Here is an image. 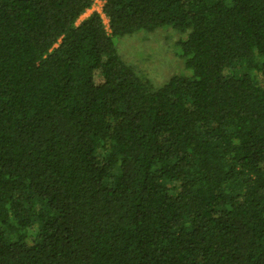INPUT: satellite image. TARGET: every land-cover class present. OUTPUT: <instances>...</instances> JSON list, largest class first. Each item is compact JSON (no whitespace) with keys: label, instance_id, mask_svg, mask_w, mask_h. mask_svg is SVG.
Returning <instances> with one entry per match:
<instances>
[{"label":"trees","instance_id":"16d2710c","mask_svg":"<svg viewBox=\"0 0 264 264\" xmlns=\"http://www.w3.org/2000/svg\"><path fill=\"white\" fill-rule=\"evenodd\" d=\"M94 1L0 0V264H264V0Z\"/></svg>","mask_w":264,"mask_h":264},{"label":"rangeland","instance_id":"374dc122","mask_svg":"<svg viewBox=\"0 0 264 264\" xmlns=\"http://www.w3.org/2000/svg\"><path fill=\"white\" fill-rule=\"evenodd\" d=\"M101 6L102 2L95 0L78 22L94 11L100 13ZM103 23L107 28L105 19ZM184 38V33H179L172 27H164L151 32L139 31L113 40L124 62L133 66L139 75L145 76L144 78L139 76L140 78L157 88L172 75H189L190 71L185 69L180 57V48L176 46V42ZM95 82H101V77L96 76Z\"/></svg>","mask_w":264,"mask_h":264}]
</instances>
